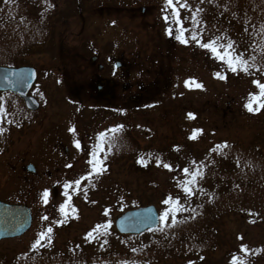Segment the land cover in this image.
Here are the masks:
<instances>
[{
    "label": "rangeland",
    "instance_id": "obj_1",
    "mask_svg": "<svg viewBox=\"0 0 264 264\" xmlns=\"http://www.w3.org/2000/svg\"><path fill=\"white\" fill-rule=\"evenodd\" d=\"M212 2L0 0V62L50 70L52 80L47 83V76L40 74L37 86L48 118L53 114L55 119L69 116L73 120L80 102L87 146L89 137L118 130L108 154L94 153V149L81 154L83 150L62 161V167H73L70 190L61 191L58 199L51 192L49 206L40 197L33 230L22 238L0 242V264H18L21 259L24 264L35 257L37 263L74 259L89 264H264V200L229 204L230 217L221 219L220 230L202 236L203 244L195 253H184L187 259L184 254L174 258L176 250L162 246L175 236L180 242L182 233L155 230L132 237L115 229L123 213L149 205L160 209L162 223L166 219L173 226L160 205L176 207L173 201H180V189L189 190L194 162L178 163L173 169L150 168L153 154L179 148L208 160L220 144L239 146L244 153L253 141L264 146V115L249 116L245 104L248 95L257 93L258 101L264 98L263 83L260 76L245 78L240 72L246 70L241 63L257 61L242 41L251 36L252 22L261 24L264 0H254L251 4L256 7L251 10L244 0H225L221 9L212 7ZM107 6L112 8H102ZM47 39H52L50 44ZM97 55L123 59L133 67L136 80L154 84L149 104H140L143 108L136 112L127 95H120L112 105L95 109L97 101L89 94L76 102L66 87L58 88L67 57ZM50 57L55 60L52 64ZM127 130L132 136L124 141L131 148L125 152L117 145V137ZM6 139L10 148L0 153V196L16 200L19 181L9 169L19 152L32 148V133H13ZM138 147L144 149L143 163L134 156ZM59 162L55 167H61ZM64 196L69 198L65 204ZM38 224L47 229L39 230Z\"/></svg>",
    "mask_w": 264,
    "mask_h": 264
},
{
    "label": "flooded vegetation",
    "instance_id": "obj_2",
    "mask_svg": "<svg viewBox=\"0 0 264 264\" xmlns=\"http://www.w3.org/2000/svg\"><path fill=\"white\" fill-rule=\"evenodd\" d=\"M51 23L50 20L47 21L49 27L52 25ZM50 33V31L45 33L47 38H50ZM51 40L47 39L49 44ZM59 58L66 60V57L62 55ZM49 60L50 64L55 61L51 57ZM35 68L38 73L37 79L29 92V96L38 102L36 110L27 108L25 100L18 95L10 92L0 94V153L10 148L6 138L13 133L23 134L28 131L32 133V148L25 153L19 152L17 154L18 160L9 169L10 174L15 173L18 178L19 184H16V186L20 187L18 189L20 197L15 196V200L13 197L4 198L0 196V202L8 206H19L30 210L31 227L24 235L17 238H22L33 230L40 197L46 206H49L48 199L52 195L55 199H58L61 191L70 190L69 173L73 167H66L67 165L62 167V161H69L77 151L82 152L83 150L84 152L81 154H84L87 150L92 151V149H94V153L106 152L108 154L114 147L111 140L117 132V130H111L108 134L89 137V145L87 146L85 110H83L84 104L80 102L75 105L78 110L74 113L73 120L69 119V116L55 119L53 114H51L52 118H48L44 110V101L40 97L41 91L37 90V86L41 82L40 74L47 76V83L52 80L53 76L48 68L46 71H43L40 67ZM64 69L66 73L63 80L58 83V88L63 91L66 87L69 93L77 98H75L76 102L83 100L89 94L91 100L97 101L92 107L95 109H103L104 104L112 105L120 95H127L128 103L134 106L133 110L138 112L140 108H143L140 107V104H149L150 90L155 87L148 80H136L133 77L135 74L133 67L114 55L107 57L97 55L89 59L80 56H69ZM5 99H8V101H5ZM10 101L13 104H8ZM57 161H60L56 164L61 165V167H55ZM51 192H53L52 195H50ZM68 201V197L64 196L62 198L64 204ZM16 218V221H23L25 218L24 211H21ZM44 219L47 220L49 217H44ZM48 227L50 228V225ZM38 229H44L45 231L47 228L38 224ZM36 260L35 257L24 264H89L74 259L56 263H37ZM20 261L22 263L18 264H23L24 261L22 259Z\"/></svg>",
    "mask_w": 264,
    "mask_h": 264
},
{
    "label": "trees",
    "instance_id": "obj_3",
    "mask_svg": "<svg viewBox=\"0 0 264 264\" xmlns=\"http://www.w3.org/2000/svg\"><path fill=\"white\" fill-rule=\"evenodd\" d=\"M212 1V7L215 5L216 9H221L220 3H224L225 0ZM244 1L248 4L249 10L252 7H256L255 4H251L254 0ZM255 3L257 5V2ZM109 7L111 6L102 8ZM55 15L58 16V10ZM252 23L251 36L246 40L244 39L242 43H246V51H253L254 56L257 57V61L256 59H252L250 62L241 63L240 68L245 67L246 70L242 69L240 72L241 77L245 76V78L256 77V75L260 76V82L263 83L262 94H264V28L262 26L264 16H262L261 24L259 21ZM216 26L214 25L212 28L216 29ZM57 29V26H55L54 33H56ZM229 29L230 26L227 27V30ZM229 44L231 45L230 40ZM241 47L244 48L243 45ZM4 57L7 58L5 60H9L7 55ZM12 65L6 61L0 62V66ZM245 102L249 116L255 118L264 115V98L258 101L257 93L248 95ZM127 131L126 135L120 136L118 133L119 137H117V145L122 147V151L125 152H128L131 148L129 142L126 144L124 141L125 138L132 136L130 130ZM234 146H229V144L218 145L215 152L212 155H208L210 156L208 160H202L201 155L190 156L184 149L170 148L166 154H153L154 157L149 161L150 168L154 166L160 168L169 166L170 168L168 169H173L172 167H176L178 163L191 165L194 162V175L190 178L189 190L180 189V201H173L175 202L174 207H176L171 210L165 204L160 205L163 210L166 209V213L172 219L173 226L170 228L165 219L158 231L173 232L175 235L182 233L180 242L174 240L175 236L172 240H168L162 244L164 250H167V247L171 250H176L174 258H177L179 254L183 255L187 252H191V254L195 253L197 247H201L203 244L202 236L209 235L214 230H220L221 221H223L221 219L223 217H230L229 209L232 208L230 205L233 206L239 203V200H264V146L259 142L253 141L247 145L245 153L239 146ZM140 147L137 148L136 154L134 152V156L137 158L136 160H142L143 163L144 158L140 157L144 153V149ZM150 251L149 253H151ZM184 255L183 258L187 259V255Z\"/></svg>",
    "mask_w": 264,
    "mask_h": 264
},
{
    "label": "water",
    "instance_id": "obj_4",
    "mask_svg": "<svg viewBox=\"0 0 264 264\" xmlns=\"http://www.w3.org/2000/svg\"><path fill=\"white\" fill-rule=\"evenodd\" d=\"M37 79V71L31 67H0V93L10 91L25 100L27 108L36 110L38 102L28 96ZM20 207H11L0 203V240L22 235L31 225L29 210L24 212L23 221H16ZM116 229L122 235H141L148 230L157 229L160 216L154 206L143 207L126 212L116 221Z\"/></svg>",
    "mask_w": 264,
    "mask_h": 264
}]
</instances>
